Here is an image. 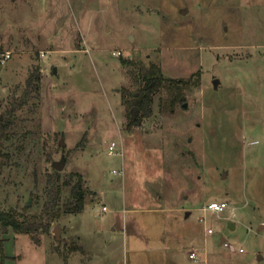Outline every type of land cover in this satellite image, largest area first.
I'll return each instance as SVG.
<instances>
[{
	"label": "rangeland",
	"instance_id": "obj_1",
	"mask_svg": "<svg viewBox=\"0 0 264 264\" xmlns=\"http://www.w3.org/2000/svg\"><path fill=\"white\" fill-rule=\"evenodd\" d=\"M151 63L183 82V99L170 105L162 88L145 113L133 73ZM32 71L39 92L0 148V209L39 215L62 156L52 211L74 173L89 202L53 221L60 241L52 229L39 243L1 234L0 264H86L95 252L132 264L133 250L138 264L168 253L174 264H264V0H0V115ZM210 201L229 208L207 211Z\"/></svg>",
	"mask_w": 264,
	"mask_h": 264
},
{
	"label": "trees",
	"instance_id": "obj_2",
	"mask_svg": "<svg viewBox=\"0 0 264 264\" xmlns=\"http://www.w3.org/2000/svg\"><path fill=\"white\" fill-rule=\"evenodd\" d=\"M135 63L136 61H132V64ZM135 67L136 72L133 73V76L138 81L139 87L137 90L138 95L136 93L133 94V103L140 110L149 113L154 95L162 88L167 91L165 102L170 103V105L183 99L180 86V83H183L182 81L165 78L161 68L153 63L149 66L137 65ZM39 82V71H32L26 80L25 90L21 97L15 98L11 107L0 115V148L3 146L4 138L9 136L8 132L14 124L17 110L25 104L30 93L39 92ZM132 110L131 115L133 116ZM130 122L134 123L133 117H131ZM54 172V174L47 176L46 193L49 196V201L44 205L39 215L27 216L15 208H10L9 210L0 209V235L8 233L11 229L16 234L30 235L34 243H39V234L49 232L53 228V221L59 218L61 214L78 213L84 210L85 199L89 191L83 188L81 175L74 173L73 175L79 176V179L71 187L69 200L62 205L61 209H57L55 212L52 211L57 199L60 197L59 172ZM63 184L66 185L68 182L66 181ZM27 209L28 206L26 205L24 210ZM1 241L2 239L0 238Z\"/></svg>",
	"mask_w": 264,
	"mask_h": 264
},
{
	"label": "water",
	"instance_id": "obj_3",
	"mask_svg": "<svg viewBox=\"0 0 264 264\" xmlns=\"http://www.w3.org/2000/svg\"><path fill=\"white\" fill-rule=\"evenodd\" d=\"M62 23H63V19H60L59 20V26H61ZM53 72L54 73L56 72V68L55 67L53 68ZM218 83H219V79H217V78L213 79V87L214 88L217 87ZM183 107H186V103L183 104ZM135 110H136V108L134 107V109L132 110V113L133 114H134ZM59 145L63 147L65 145V143L63 141H60ZM65 162H66V157L65 156H62L59 161H54L52 163V168L55 169L56 171H61L64 168V166H65ZM224 176H225V174H224ZM35 192L36 191H34L33 193H35ZM85 202H89V199L86 198L85 199ZM30 204H31V202L29 201L27 203V206H30ZM188 214H189V212H186V215H188ZM229 227L231 229H233L234 228V223L233 222H230L229 223ZM62 230L63 229H62V227L59 224H55L53 226L52 230H51L52 234L55 236V239L57 241H60L61 240V232H62ZM223 242H224V238L221 239V243H223ZM258 259H262V256L259 255L258 256Z\"/></svg>",
	"mask_w": 264,
	"mask_h": 264
},
{
	"label": "built area",
	"instance_id": "obj_4",
	"mask_svg": "<svg viewBox=\"0 0 264 264\" xmlns=\"http://www.w3.org/2000/svg\"><path fill=\"white\" fill-rule=\"evenodd\" d=\"M114 54L115 55H121L120 51L115 52ZM9 57H10L9 53H6L4 55L5 60L8 59ZM115 148H116L115 142H111L110 145L108 146L109 153L114 154ZM228 208H229V205L225 201H210L204 207L205 210L213 212V213H220V212H222ZM102 210L105 211L106 207L103 206ZM200 220L203 221L204 219L201 218ZM207 232L212 233L213 231H212V229H207ZM240 251H242V249H240ZM188 256L190 259L196 260L197 259V251L194 248H192V250L190 251Z\"/></svg>",
	"mask_w": 264,
	"mask_h": 264
},
{
	"label": "crops",
	"instance_id": "obj_5",
	"mask_svg": "<svg viewBox=\"0 0 264 264\" xmlns=\"http://www.w3.org/2000/svg\"><path fill=\"white\" fill-rule=\"evenodd\" d=\"M85 209V208H84ZM75 233H77V232H75ZM76 236V235H75ZM76 239H79V237L78 236H76ZM103 241H107L106 239H104ZM103 241H99V243L100 242H103ZM99 243L97 244L98 246H100L99 245ZM96 245V246H97ZM80 246V245H79ZM111 246H113V242H112V245ZM105 247V246H104ZM80 249L81 248H79V249H76V251H80ZM98 249H101V247H99ZM74 253V252H73ZM133 253H134V258H133V261H132V264H138V262L139 261H137V260H139V259H141V257L142 256H144V255H141V253L139 252V251H137V250H133ZM140 253V254H139ZM146 255V254H145ZM154 256L156 257V258H159V253L158 252H156V255L154 254ZM172 255L170 254V253H168V257H166V256H163L164 258H166L165 259V261H163V263L165 264H170L169 262H170V258H172L171 259V264H174V260H173V257H171ZM73 258V263L76 261V257L74 256V257H72ZM112 258H114V257H112ZM117 262H116V264H124L123 263V261H121L120 259H117L116 260ZM77 262L79 263V264H83V259L82 258H78L77 259ZM67 263V262H66ZM68 263H69V261H68ZM86 264H102V260H101V257H99L98 255H97V253L95 252L94 254H92V255H89L88 256V259L86 260V262H85Z\"/></svg>",
	"mask_w": 264,
	"mask_h": 264
}]
</instances>
